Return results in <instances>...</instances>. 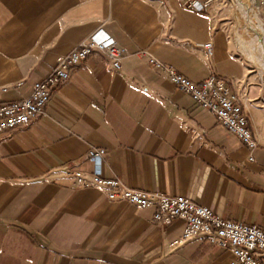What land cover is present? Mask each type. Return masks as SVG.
Here are the masks:
<instances>
[{
    "label": "crops",
    "instance_id": "1",
    "mask_svg": "<svg viewBox=\"0 0 264 264\" xmlns=\"http://www.w3.org/2000/svg\"><path fill=\"white\" fill-rule=\"evenodd\" d=\"M203 1V0H200ZM211 0H0V103L27 96L57 59L102 28L123 49L70 68L45 114L0 134V264H228L203 237L172 246L185 223L78 188L68 170L184 196L264 230V82L235 44L233 10ZM232 6V5H231ZM234 8V7H233ZM231 20V21H230ZM235 22V21H234ZM210 41L208 58L201 44ZM152 57L200 82L227 79L258 145L247 148L169 80ZM252 157V160H249Z\"/></svg>",
    "mask_w": 264,
    "mask_h": 264
},
{
    "label": "built area",
    "instance_id": "2",
    "mask_svg": "<svg viewBox=\"0 0 264 264\" xmlns=\"http://www.w3.org/2000/svg\"><path fill=\"white\" fill-rule=\"evenodd\" d=\"M211 0H182L184 7L202 11ZM230 3L234 7L233 0ZM252 6L264 27V0H252ZM208 58L212 57L210 41L201 44ZM94 52L101 53L112 69L121 67L123 49L114 37L99 28L92 32L76 48L59 57L51 70L34 83L31 92L22 98L0 103V134L23 128L45 114L53 90L65 82L70 68L79 65ZM149 64L164 72L174 86L189 95L199 107L208 110L216 121L240 139L249 148L258 143L237 95L231 91L223 76L211 73L200 82H194L178 74L172 67L149 58ZM105 153L103 148H90L86 156L94 162L95 170L85 173L68 170L78 188H97L107 200L126 201L136 208L153 207L154 220L164 224L171 219L185 223L181 237L172 246L181 245L194 238L203 237L223 248L230 249L232 260L228 264H264V230L256 225L223 219L210 208L197 204L184 196L167 195L159 191H144L125 186L118 179L101 177L99 163ZM252 160V157H249Z\"/></svg>",
    "mask_w": 264,
    "mask_h": 264
},
{
    "label": "bare ground",
    "instance_id": "3",
    "mask_svg": "<svg viewBox=\"0 0 264 264\" xmlns=\"http://www.w3.org/2000/svg\"><path fill=\"white\" fill-rule=\"evenodd\" d=\"M233 2L235 44L239 52L260 70L264 78V27L254 13L252 0H233Z\"/></svg>",
    "mask_w": 264,
    "mask_h": 264
},
{
    "label": "rangeland",
    "instance_id": "4",
    "mask_svg": "<svg viewBox=\"0 0 264 264\" xmlns=\"http://www.w3.org/2000/svg\"><path fill=\"white\" fill-rule=\"evenodd\" d=\"M232 4L230 3V0H227V6H226V8H228L229 10H233L234 11V8H233V6H231ZM252 7H254V9H256L255 8V6H252ZM254 13H255V15L258 17V18H260L258 15H257V12H255L254 11ZM233 16V15H232ZM231 21V20H230ZM259 21H261L260 19H259ZM234 21L232 22L231 21V24L234 26ZM261 23V22H260ZM262 27H263V25H261ZM233 36H234V33H233ZM234 40H235V37H234ZM259 70V69H258ZM259 72H260V70H259ZM260 74H261V72H260ZM262 76V75H261ZM263 82H264V78H263Z\"/></svg>",
    "mask_w": 264,
    "mask_h": 264
}]
</instances>
